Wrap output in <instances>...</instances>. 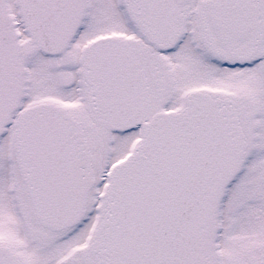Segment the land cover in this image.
Masks as SVG:
<instances>
[{"label": "snow or ice", "instance_id": "snow-or-ice-1", "mask_svg": "<svg viewBox=\"0 0 264 264\" xmlns=\"http://www.w3.org/2000/svg\"><path fill=\"white\" fill-rule=\"evenodd\" d=\"M0 264H264V0H0Z\"/></svg>", "mask_w": 264, "mask_h": 264}]
</instances>
